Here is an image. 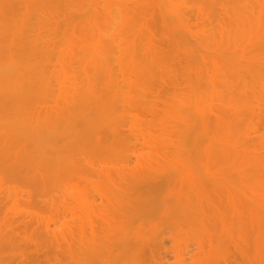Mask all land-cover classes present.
I'll list each match as a JSON object with an SVG mask.
<instances>
[{
	"label": "bare ground",
	"instance_id": "1",
	"mask_svg": "<svg viewBox=\"0 0 264 264\" xmlns=\"http://www.w3.org/2000/svg\"><path fill=\"white\" fill-rule=\"evenodd\" d=\"M0 264H264V0H0Z\"/></svg>",
	"mask_w": 264,
	"mask_h": 264
}]
</instances>
